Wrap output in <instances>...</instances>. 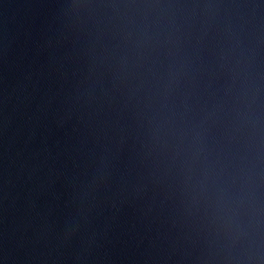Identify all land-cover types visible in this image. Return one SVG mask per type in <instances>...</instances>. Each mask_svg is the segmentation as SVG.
<instances>
[{"label": "water", "instance_id": "obj_1", "mask_svg": "<svg viewBox=\"0 0 264 264\" xmlns=\"http://www.w3.org/2000/svg\"><path fill=\"white\" fill-rule=\"evenodd\" d=\"M93 2L75 19L70 0H0V264H208L203 200L154 119L151 86L168 57L137 60L135 35L112 28L108 6L132 0ZM212 2L264 13V0ZM181 54L191 84L175 95L216 112L219 148L225 41L197 22Z\"/></svg>", "mask_w": 264, "mask_h": 264}, {"label": "clouds", "instance_id": "obj_2", "mask_svg": "<svg viewBox=\"0 0 264 264\" xmlns=\"http://www.w3.org/2000/svg\"><path fill=\"white\" fill-rule=\"evenodd\" d=\"M97 7L93 0H70L68 5L75 19ZM108 8L112 28L126 40L135 35L137 60L151 61L158 51L168 57L166 78L151 86L154 119L196 202L203 200L208 264H264V13L260 6L132 0ZM197 22L216 26L226 44L230 83L220 107L226 143L219 148L210 144V122L216 112L189 104V91H183L182 98L175 95L182 83L185 89L191 84L181 44Z\"/></svg>", "mask_w": 264, "mask_h": 264}]
</instances>
